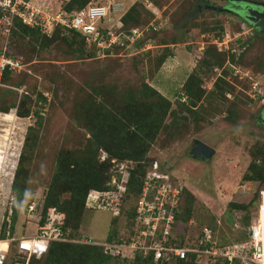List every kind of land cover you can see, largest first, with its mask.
<instances>
[{
	"label": "rangeland",
	"instance_id": "obj_1",
	"mask_svg": "<svg viewBox=\"0 0 264 264\" xmlns=\"http://www.w3.org/2000/svg\"><path fill=\"white\" fill-rule=\"evenodd\" d=\"M65 1L34 2L38 3L40 9L56 13L59 9L63 10ZM95 1L107 4L113 0ZM115 1L121 2L119 6L122 9L113 14L114 19L133 2H139ZM245 1L264 3V0ZM156 3L160 11L153 19L161 21L160 24H169L168 28L160 32L159 43L168 44L173 39L175 43L154 48L149 55L116 59H78L73 54L74 51L71 53V46L56 38L50 44L49 51L34 58L35 42L30 36L19 37L18 46L23 47L22 51L30 61L26 63L25 70L13 74L25 71L28 74L26 86L33 92H41L46 101L41 108L33 105L32 113L28 117L17 116L15 108L10 109V113L0 114V225L9 215L14 203L15 196L11 192L13 173L20 166L18 159L27 127L35 125V110L39 111L42 120L40 126L35 125V142H30L19 170L27 179L14 225L13 234L16 238L37 232L34 213L29 216L25 206L32 201L41 203L52 174L59 166L60 158L64 157L70 162L71 155L81 154L80 151L88 144L90 131L83 123L86 109L94 111L98 108L97 115H107L110 119L116 118L119 112L124 115V107L135 105L126 100L125 92L139 87L143 79L170 99L171 109H179L175 101L182 95V83L191 71L197 69L202 52L216 47V51L226 56V59L222 64L211 67L206 77L200 81L199 87L204 92L195 102V113L179 111L184 117L179 118V124L186 131L179 133L180 135L176 133V139L167 142H163L165 134L160 131L148 148V162H158L160 169L181 180L183 187H187L186 191L194 195L195 198L189 199L183 189V208L190 204L191 210L190 234H197L200 225L205 224L217 228L221 240L235 239L238 234L231 229L230 222L232 211L235 210L229 211L228 204L236 202L249 207L245 212V221L252 223L259 218L260 228L263 230L261 240L264 242V184L242 180L252 158L251 153L256 148L264 149V39L255 37L250 25L224 8L229 5L227 0H156ZM138 5V10L142 9ZM190 14L187 23L180 26ZM140 17H143L142 13ZM2 39L0 38V46ZM166 51H171V54L157 69V57ZM230 54L234 55V61L229 60ZM215 82L219 83L218 87L214 85ZM108 84H114L120 90H107ZM10 86L8 84L7 87ZM9 89L16 92L17 102L25 88L13 86ZM95 90L98 91L97 94L93 93L95 103L106 98L108 106L99 109L92 105L82 109L87 96ZM181 98L185 99L184 96ZM231 111L238 114L234 120L226 119ZM169 121L170 116H167L165 122ZM194 139L208 144L215 150L214 154L209 158L190 154ZM98 154L100 159L107 155L100 150ZM65 169L63 168V172ZM134 197L124 199L122 212L114 218V223H111L109 209L87 207L72 238L103 241L109 229L115 230L114 238L124 237L129 228L126 212L132 208ZM239 215L240 213L237 214ZM243 216L244 214L234 221L241 225L242 220L244 223ZM15 243L16 241L11 247ZM263 250L264 247L262 253ZM261 258L264 264V254L263 257L261 254ZM108 264L130 263L127 259L111 258Z\"/></svg>",
	"mask_w": 264,
	"mask_h": 264
},
{
	"label": "trees",
	"instance_id": "obj_2",
	"mask_svg": "<svg viewBox=\"0 0 264 264\" xmlns=\"http://www.w3.org/2000/svg\"><path fill=\"white\" fill-rule=\"evenodd\" d=\"M38 1V0H37ZM65 1V0H56ZM91 0H66L63 3V11L66 13H72L75 10L83 7ZM148 5H144L142 0H139L142 9L138 10V4L133 2L127 9H125L120 16V21L123 26L121 29L128 32L131 27H142L152 20L157 14L159 8L157 7L156 0H148ZM200 2V0H196ZM207 2V1H206ZM40 3V2H39ZM229 8V5H227ZM195 9V7H193ZM141 10V12H139ZM192 10V9H191ZM118 13L113 12V14ZM142 13V18L140 17ZM114 17V16H113ZM191 14L186 16V20L182 21L181 25H185L190 19ZM158 20L156 23L158 24ZM169 24L166 23L157 29L149 27L145 31L143 37L136 43L138 47L142 46L147 41H150L154 46L144 51L136 53L132 56H110L112 58H130L138 55H149L154 48L160 46L174 45L175 40L173 39L168 44L159 43V34L162 30L168 28ZM222 29V27H220ZM255 37L264 39V35L260 34L257 30H254ZM20 36H30L35 42L33 50L35 51L34 58L37 55L41 56L42 52L49 51V46L56 38H60L63 42L71 46V53L74 51V55L78 59H92L95 58V51L85 45L84 36L78 33L76 30L58 25L54 28L51 35L42 34L38 28L29 27L24 25L20 20L15 19L9 35V41L7 44V54L13 57H22L23 63L26 65L29 60L26 59L25 52L22 51L19 45ZM2 39V37H0ZM75 46V47H73ZM1 47V46H0ZM19 47V48H18ZM74 49V50H72ZM116 52H119V48H114ZM214 49H206L202 52L199 57V65L196 70L191 71L181 87L183 92L181 96H184V100L181 96L175 101L177 108L171 109V101L168 97L163 95L154 86L144 81H141L139 87H134L126 91L125 98L129 102H133L135 105L124 107V115L121 112L114 119H110L107 115L104 117L97 115V109L89 111L86 108L92 105H96L99 109H104V106H108L104 98L98 103H95L94 94L98 91H94L87 96V100L84 103L82 109H86L83 114V123L86 128L90 131V140L86 147H83L81 154L71 155V161L67 162L64 157L59 160V166L56 171L53 172L51 181L48 184L45 194L38 203V209L41 210L40 219L36 221V225H42L46 221L47 209L54 207L58 212L64 214L63 223L60 226L62 232L68 233L67 238H72L74 231L79 227L84 210L88 207L91 209L99 207H107L104 205L103 195H99L98 198L92 203H87V197L89 193L98 191L100 194L107 192L108 180L112 173V167L115 163H112V159L116 161H122L129 159L134 161L135 166L131 169L127 182V194L125 198L132 196L136 197L142 185V178L147 169L148 157L147 151L152 142L156 139L157 135L162 131L165 134L163 142L169 140H175L178 135L183 133L184 127L179 124V118H183L179 114V111H188L191 114L195 113L194 106L197 99H199L204 90L200 86V81L208 74L211 67L220 65L226 59V56H222V53ZM171 51L162 52L157 57V69L162 65ZM108 58V56L104 57ZM222 61H220L221 59ZM33 59V58H32ZM103 59V58H97ZM229 60L234 61V55H229ZM264 63H262L263 65ZM264 68V67H263ZM264 70V69H263ZM25 76V77H24ZM26 77L28 74L23 71L19 74H13L12 71L5 70L2 75V83L11 85L10 87L24 86L23 93L20 94L17 102L16 92L10 87H0V114L10 113V109L15 108V113L19 117H28L32 113L33 105L37 107L43 106L46 101V97L37 91H32L26 86ZM221 80V78H219ZM216 84V85H215ZM218 82L214 85L218 87ZM222 88V87H221ZM223 89V88H222ZM110 91H119L120 88L115 87L114 84H108ZM212 90V89H211ZM8 96V97H7ZM10 96V97H9ZM259 96V95H258ZM12 97V99H11ZM177 97V96H176ZM260 97V96H259ZM10 98V100H8ZM40 102V104H39ZM102 102V103H101ZM80 107V106H79ZM78 107V109H79ZM193 108V109H192ZM123 110V107H122ZM101 110H98L100 112ZM78 113V112H77ZM36 116L35 125H41V116L38 110L34 111ZM232 114V116H231ZM167 116H170L169 123L165 122ZM238 117L236 112L231 111L227 114L226 119L234 120ZM35 125H29L23 138L22 150L19 155L18 162L22 165L25 151L29 147L30 142H35L37 136V129ZM178 125L180 127H178ZM176 130V131H175ZM179 134V135H180ZM98 150L104 151L107 155L100 159ZM252 152V158L246 167L245 173L242 175V180L258 181L264 184V149L262 147L256 148ZM98 154V157H97ZM62 156V155H60ZM258 158V159H257ZM259 160V162L257 161ZM67 162V163H66ZM258 162V163H256ZM65 165L63 167V164ZM17 167L13 173L11 182V192L14 194V203L11 207L9 215L2 221L0 225V238L14 237V225L18 216L19 207L24 197L26 176L19 172L21 167ZM63 168H66L63 172ZM185 186V185H184ZM186 188V189H185ZM187 192L188 198H195L192 193L187 190V187H183ZM189 192V193H188ZM134 197V202H135ZM253 200V199H252ZM251 200V201H252ZM134 202L132 208L126 212L128 217V227L134 215ZM29 203L26 204V206ZM25 206V207H26ZM231 209L244 214L243 219L246 217L245 212L249 208L248 205L243 203L230 202L228 204ZM260 210V209H259ZM7 212V211H6ZM191 210L190 204L184 208V213L180 216L181 220L186 222L190 218ZM114 218H111V223H114ZM232 222V219H230ZM249 221L242 220L241 225L245 229L249 226ZM215 229V228H214ZM115 230L109 229L107 234V241L114 239ZM247 233L241 234L237 240H245ZM13 259V258H12ZM111 257L104 254L102 247L92 244H83L73 241H52L50 242L47 251L43 255L33 256L30 260L31 264H108ZM212 257H201L198 259L196 255L187 253L185 259H170V260H153L151 256L146 258L136 257L135 259L128 261L130 264H229L225 258L215 257V261H212ZM233 264H239L237 260Z\"/></svg>",
	"mask_w": 264,
	"mask_h": 264
},
{
	"label": "built area",
	"instance_id": "obj_3",
	"mask_svg": "<svg viewBox=\"0 0 264 264\" xmlns=\"http://www.w3.org/2000/svg\"><path fill=\"white\" fill-rule=\"evenodd\" d=\"M35 0H0V28L2 45L0 47V87L8 86L2 83V75L5 70L19 72L25 70L22 57H13L9 54L7 44L15 19L24 25L38 28L42 34L51 35L58 25L76 30L84 36L85 45L95 51V58L106 56H132L154 46L147 41L142 46L136 45L145 33L152 27L157 29L160 24L158 19L150 20L142 27H131L128 32L121 29L123 26L119 14L114 19L111 14L122 9L121 2L113 0L104 4L91 0L83 7L72 13H66L59 9L56 13L40 9ZM148 5V0H142ZM159 21L158 24L156 21ZM115 24V25H114ZM115 26V27H114ZM118 47L119 52L114 48ZM240 72L239 70H236ZM113 165L107 192L100 194L98 191L89 193L87 203L95 201L99 195H103V204L107 207L95 209H109L111 218L117 217L125 204L127 194V182L134 161L125 159L112 160ZM168 171L159 168V163L148 162L147 169L142 178L139 194L136 196L133 210L134 215L130 228L124 237L114 238L111 241H90L87 238L74 240L67 238L68 233L62 232L60 226L63 223L64 214L54 207L48 208L46 221L38 225L35 234L21 236L19 238H0V264H31L33 256L43 255L52 241H73L83 244H92L102 247L104 254L115 259H127L131 261L136 257L146 258L151 256L153 260L185 259L187 253L201 257L225 258L229 264L235 260L239 264H263L261 254L263 241L259 224H252L243 228L235 218H241L238 211H232L231 229L238 235L230 241H223L219 236V230L209 225H200L197 234H190L189 227L192 224L189 218L186 222L180 216L183 214L184 195L183 183L176 177H171ZM33 202V201H32ZM29 203L25 210L29 216L34 213L36 221L40 219L41 210L38 209V201ZM94 209V208H93ZM183 228V229H180ZM246 232L245 240H237ZM16 243L12 246V243ZM13 258V259H12Z\"/></svg>",
	"mask_w": 264,
	"mask_h": 264
},
{
	"label": "water",
	"instance_id": "obj_4",
	"mask_svg": "<svg viewBox=\"0 0 264 264\" xmlns=\"http://www.w3.org/2000/svg\"><path fill=\"white\" fill-rule=\"evenodd\" d=\"M230 10L237 11L262 35H264V3L253 1L229 0ZM241 6L238 10L234 6ZM241 10V11H240ZM215 150L200 139H194L190 154L198 157L209 158Z\"/></svg>",
	"mask_w": 264,
	"mask_h": 264
},
{
	"label": "flooded vegetation",
	"instance_id": "obj_5",
	"mask_svg": "<svg viewBox=\"0 0 264 264\" xmlns=\"http://www.w3.org/2000/svg\"><path fill=\"white\" fill-rule=\"evenodd\" d=\"M240 2L241 1H243V0H239ZM227 3H229L230 4V1L229 0H227ZM235 7V9H237L238 10V8L239 9H241L242 7L241 6H234ZM227 11H230L231 13H233L234 15H236L239 19H242L243 20V22H245V23H247L248 25H250L251 26V28L253 29V30H256L254 27H253V25L249 22V21H247L240 13H238L237 11H233V10H230V9H228V8H226V7H224ZM241 11V10H240ZM263 101H264V99H263ZM262 108H263V110H264V102H263V105H262Z\"/></svg>",
	"mask_w": 264,
	"mask_h": 264
},
{
	"label": "bare ground",
	"instance_id": "obj_6",
	"mask_svg": "<svg viewBox=\"0 0 264 264\" xmlns=\"http://www.w3.org/2000/svg\"><path fill=\"white\" fill-rule=\"evenodd\" d=\"M262 223H263V225H264V206H263V208H262ZM259 224H261V223H259ZM261 226V225H260ZM262 229V228H261ZM263 247H264V242H263ZM263 254H264V250H263Z\"/></svg>",
	"mask_w": 264,
	"mask_h": 264
},
{
	"label": "clouds",
	"instance_id": "obj_7",
	"mask_svg": "<svg viewBox=\"0 0 264 264\" xmlns=\"http://www.w3.org/2000/svg\"><path fill=\"white\" fill-rule=\"evenodd\" d=\"M257 220H258V221H256V222H252V223H250L249 226L252 225V224H254V225L259 224V218H257ZM259 225H260V224H259ZM261 232H262V234H263V230H262V229H261ZM15 238H16V237H15Z\"/></svg>",
	"mask_w": 264,
	"mask_h": 264
},
{
	"label": "crops",
	"instance_id": "obj_8",
	"mask_svg": "<svg viewBox=\"0 0 264 264\" xmlns=\"http://www.w3.org/2000/svg\"><path fill=\"white\" fill-rule=\"evenodd\" d=\"M52 11H53V9H52ZM51 13H53V12H51ZM15 237V236H14Z\"/></svg>",
	"mask_w": 264,
	"mask_h": 264
}]
</instances>
